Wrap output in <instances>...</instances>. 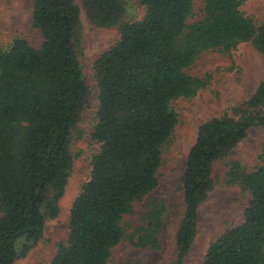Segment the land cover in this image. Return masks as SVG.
Listing matches in <instances>:
<instances>
[{"label": "trees", "instance_id": "trees-1", "mask_svg": "<svg viewBox=\"0 0 264 264\" xmlns=\"http://www.w3.org/2000/svg\"><path fill=\"white\" fill-rule=\"evenodd\" d=\"M31 0L38 40L0 44V264H13L43 238L60 212L77 124L90 86L79 60L83 8L95 26H117L119 37L93 62L99 106L91 140L90 177L69 209L65 239L48 264H109L125 240L160 246L162 199L150 200L132 231L135 206L159 184L173 141L178 98L204 89L210 75L187 72L206 52L223 55L250 42L264 57V21L246 14L243 0H137L138 20L124 21L125 0ZM264 125V80L244 101L197 129L180 178L183 211L170 264H184L197 233V209L215 186L213 164L225 160L222 181L249 193L239 223L212 239L202 264H264V145L262 164L228 158L252 127ZM119 264H123L120 262ZM126 264H144L140 261Z\"/></svg>", "mask_w": 264, "mask_h": 264}, {"label": "rangeland", "instance_id": "rangeland-1", "mask_svg": "<svg viewBox=\"0 0 264 264\" xmlns=\"http://www.w3.org/2000/svg\"><path fill=\"white\" fill-rule=\"evenodd\" d=\"M126 11L123 20H138L143 8L137 0H125ZM79 4L81 3L78 0ZM201 0H196L200 6ZM241 9L251 16L257 25L264 21V0H243ZM31 0H0V44L6 45L15 37H23L32 42L38 34L32 27ZM83 24L82 48L79 60L90 86L88 107L83 111L77 124L81 132L70 145L73 167L63 196L59 200V215L45 224L43 238L25 256L13 264H48L56 252L59 241L67 236L69 209L81 185L90 177L91 157L99 149V144L91 140V132L96 121L99 106L98 89L93 77V62L119 37L117 26L100 27L88 22L82 8ZM194 77L210 80L204 89L190 98H178L173 107L179 114V122L173 133V141L164 155L160 169L158 187L135 206L134 213L128 216L132 231L142 222L146 204L155 198L165 203V215L160 234V246H138L125 240L113 248L109 264L140 261L144 264H170L175 250V233L183 211V195L180 178L184 172L189 148L195 142L198 127L207 119L221 115L231 105L246 100L261 80H264V57L250 42L240 43L230 55L206 52L187 69ZM264 145V125L252 127L247 135L229 152L228 158L239 161L248 168L262 164L259 156ZM225 160L213 164L212 175L215 186L197 209V233L190 253L184 264H202L204 252L209 242L229 225L242 219L249 193L238 186L226 185L223 173Z\"/></svg>", "mask_w": 264, "mask_h": 264}]
</instances>
